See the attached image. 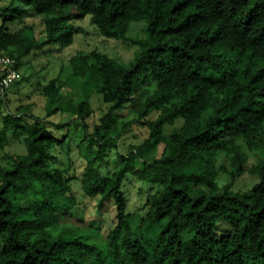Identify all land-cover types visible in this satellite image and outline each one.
<instances>
[{
    "label": "trees",
    "instance_id": "trees-1",
    "mask_svg": "<svg viewBox=\"0 0 264 264\" xmlns=\"http://www.w3.org/2000/svg\"><path fill=\"white\" fill-rule=\"evenodd\" d=\"M26 10L41 16V38L7 27ZM86 16L104 39L131 41L135 51L127 62L98 51L68 58L70 78L39 87L43 117L32 105L12 111L10 89L0 90V153L13 141L25 147L3 153L0 165V264H264V0H8L0 54L20 69L34 52L63 51L80 30L73 22ZM139 20L146 36L131 39ZM72 86L77 99L67 96ZM93 95L107 110L90 125ZM124 109L146 121L149 135L122 153L131 122L116 112ZM56 114L62 121L50 122ZM73 124L83 134L80 177L55 164L63 142L53 130ZM248 151L258 157L251 166ZM246 172L258 182L233 190ZM129 176L157 186L142 215L127 211ZM108 200L116 221L106 237L68 224L86 208L100 216ZM219 223L232 233L219 237Z\"/></svg>",
    "mask_w": 264,
    "mask_h": 264
},
{
    "label": "rangeland",
    "instance_id": "rangeland-1",
    "mask_svg": "<svg viewBox=\"0 0 264 264\" xmlns=\"http://www.w3.org/2000/svg\"><path fill=\"white\" fill-rule=\"evenodd\" d=\"M7 3L8 0H0V16L3 5ZM26 11L23 19L20 21L16 20L14 24L8 23L7 27L12 31L25 28L29 36L41 38L43 35L41 16L35 15L29 10ZM2 22L3 19L0 17V26ZM73 25L80 30L75 33L73 44L65 50L58 51L59 46H57L56 51L53 53L44 50L43 52H34L30 56L22 58L20 71L24 78L11 87L7 93L11 102L9 107L12 111H15L20 105H32L33 113L43 117L46 114L44 108L45 100L40 95L39 87L57 76H61L63 81L68 80L72 74L68 58L74 54H88L92 51H98L123 62H127L133 56L135 47L131 44V41L104 39L100 35L97 26L91 21L90 16H86L83 20L73 22ZM146 25L144 20L133 21L129 27L128 36L131 39H141L145 37ZM70 89L74 90L71 91L67 89V96L73 99H77V97L79 98L81 96L82 93L78 87L72 86ZM91 110L92 116L88 120L90 125L98 122L102 112L107 110V106L102 103L98 95L92 96ZM116 114L124 120L125 123L131 122V125L128 127L127 131L123 133L119 141V150L125 153L130 146L141 144L148 137L149 130L146 121L138 119L137 115H135L131 109L120 110L117 111ZM68 117L70 118L68 115L64 116L63 120H67ZM149 119H155V116H151ZM61 121L62 117L60 114L53 115L50 118V122L53 123H59ZM53 133L57 139L63 142L61 146L57 147L55 154L56 167H65L69 165L76 171V175L80 177L84 167V161L79 155L78 148L83 136L81 124H77L76 126L73 124L69 129H55ZM24 151V146L13 141L3 153H24ZM156 152H160V148ZM248 152L250 154L248 162L249 166H251L258 161V157L252 151ZM3 153H0V165H4L6 162ZM109 161L114 168L118 166L115 152L110 153ZM220 176L219 183L221 185L227 184L228 178H224L223 174ZM256 182H258L257 177L246 172L232 183V189L238 192H246L252 188ZM156 190L157 186L147 184L132 176L127 177L122 187L127 201V211L135 215H142L147 209L146 201L149 195ZM73 192L79 199H84L82 198L81 189L75 182H73ZM88 202V205H96L95 202L94 204L93 202ZM90 210H93L92 214ZM90 210L86 208L83 214L77 212L74 216H70L69 219H67L68 224L78 228L97 226L101 228L102 235L106 237L116 221V207L113 200H108L105 203L100 216L95 209ZM62 222L67 223L64 221ZM231 233L232 229L226 223H219L216 227V234L219 237L227 236Z\"/></svg>",
    "mask_w": 264,
    "mask_h": 264
},
{
    "label": "built area",
    "instance_id": "built-area-1",
    "mask_svg": "<svg viewBox=\"0 0 264 264\" xmlns=\"http://www.w3.org/2000/svg\"><path fill=\"white\" fill-rule=\"evenodd\" d=\"M22 79L16 59L0 54V90H8Z\"/></svg>",
    "mask_w": 264,
    "mask_h": 264
}]
</instances>
